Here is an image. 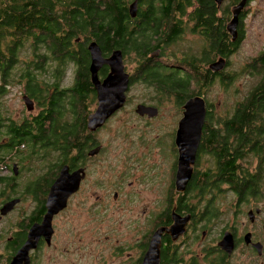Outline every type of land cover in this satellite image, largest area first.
Returning a JSON list of instances; mask_svg holds the SVG:
<instances>
[{"label": "trees", "instance_id": "1", "mask_svg": "<svg viewBox=\"0 0 264 264\" xmlns=\"http://www.w3.org/2000/svg\"><path fill=\"white\" fill-rule=\"evenodd\" d=\"M129 1L0 0V96L4 92L5 85L8 84V69L10 70L17 62V50L24 41H30V51L37 55L35 60L29 62V66H33V69L38 71L42 69L43 60L49 59L57 63L52 69L51 80L45 82L38 80L30 71L31 68L24 70L22 76L26 82L25 93L35 101L39 111L34 116L26 117L21 121L4 118L0 113V137L5 135L7 138L3 144L0 140V162L4 161V156L10 152L13 143L14 145L40 143L43 146L57 143L60 157L71 163L78 159V153L85 155L91 139L90 133L85 128V109L82 99L92 89L87 82L88 74H85L86 65H84L88 59L85 50L88 40L94 41L101 52L134 49L138 54L146 57L148 52L155 48L163 50L180 34L182 29L179 27L181 23L178 17L185 15L191 23V30L207 42L212 55L210 60L216 55L227 58L243 38L241 17L245 12L244 8L238 16L236 38L231 40L225 28L228 8L226 6L221 9V3L217 5L214 0H148L147 9L136 12V17L128 14ZM230 1L236 3L238 0ZM153 4L157 5L156 8ZM78 36H80L79 40L73 43ZM42 55L47 57L43 58ZM65 60L79 65L80 69L76 82L69 91L72 95L71 107L64 112L60 99L65 92L58 89V78L60 65ZM203 60L205 62L206 58H200V61ZM196 63L197 58L183 62L182 64L187 68L182 76H178V70L153 63L152 59L142 62L139 71L142 75L145 74L144 79L159 91L168 94L176 92L175 96L181 104L190 95L198 93L188 88L192 72L189 67H193ZM248 67L250 71L259 74V80L236 107L232 117L224 123L225 134L219 135L217 129L207 127L206 123L203 126L199 147L214 151L217 165L222 169L220 175L232 174V161L236 154L229 153L230 146L227 139L230 135L238 136V140L242 143L251 142V136L256 137L254 141L256 143L261 142L260 135L264 137V43ZM205 71L209 75L206 78L201 74L199 86H203L206 82L210 85L215 78L221 84L231 81L229 77L224 78L221 75L222 70L210 72L205 67ZM255 120L259 122L258 127L254 125ZM73 151L76 152L70 155ZM206 180L205 177L203 179L195 177L194 182L199 185V181L205 184ZM47 181L48 179L45 178L44 182L33 183L29 187V192L39 200L40 208L33 213L32 218L28 217V220L21 224V230L15 234L13 240H5L3 252L8 259L20 246L24 233L33 223L32 221L38 220L43 215L42 199ZM7 185L11 186V183ZM181 200L182 197H179L177 209H187L186 203H181ZM165 255L162 264L173 263V261L168 262Z\"/></svg>", "mask_w": 264, "mask_h": 264}, {"label": "rangeland", "instance_id": "2", "mask_svg": "<svg viewBox=\"0 0 264 264\" xmlns=\"http://www.w3.org/2000/svg\"><path fill=\"white\" fill-rule=\"evenodd\" d=\"M233 4L230 0H223L220 4L221 9L227 6L229 11L225 22L230 18ZM243 8V38L228 55V65L222 69V76L229 77L231 81L221 84L215 78L203 90L190 78L189 89L199 93L203 91L208 107L216 116L233 111L259 80V74L250 71L248 65L264 43V0H246ZM178 18L182 31L157 54L159 56L154 63L172 67L178 70V76H182L187 68L183 62L197 58L198 68H205L206 61L212 55L207 42L191 30L187 16ZM30 47V41H24L17 50V62L8 69V84L0 96V113L4 118L20 121L31 115L21 98L22 92L26 91L23 72L29 69L30 58L37 56L31 53ZM200 58H206L205 63L204 60L198 62ZM134 60L128 52L123 63L131 69ZM43 61L42 69L30 70L40 81L44 78L49 80L51 76L48 71L50 73L57 64L49 59ZM71 68L70 60L61 63V76L58 78V85L61 80L60 87L67 88L71 84ZM128 87L129 103L121 107L105 127L93 135L101 150L88 164L89 175L80 184L79 192L71 197L67 207L54 219L56 232L51 245H42L35 252L36 264H132L137 254L135 243L149 227L144 216L158 209L166 196L172 159L168 154L171 153L170 142L173 138L167 133L174 128V113L179 109L172 94L159 91L141 79L137 78ZM69 100L67 96L60 99L64 112L69 109ZM141 102L158 108L157 115L148 122L137 119L131 113L135 104ZM38 110L35 104L33 112ZM39 164L32 163L36 167ZM205 164H210L207 155H201L197 165ZM0 172L5 174L6 171ZM113 189L118 190L114 201L110 196ZM107 196H110L108 205ZM1 197L0 194V202ZM96 198L98 202L93 204ZM222 202H225L224 198L219 204ZM33 206L32 200L25 196L13 211L0 219V264H8L3 252L5 238L11 235L15 230L14 225L26 217L23 214H28ZM176 250L180 251L181 247Z\"/></svg>", "mask_w": 264, "mask_h": 264}, {"label": "flooded vegetation", "instance_id": "3", "mask_svg": "<svg viewBox=\"0 0 264 264\" xmlns=\"http://www.w3.org/2000/svg\"><path fill=\"white\" fill-rule=\"evenodd\" d=\"M131 2L132 0L128 2L127 7ZM144 2L141 0H136L134 14L130 15L129 12L128 14L131 17H136V12L146 10L149 6V1L145 0ZM153 6L154 8H156L157 5L153 4ZM179 27L182 29L181 24L179 25ZM79 38L80 36H78L76 40L73 41V43L77 42ZM89 41L92 40H88L85 44V50L87 52L88 59L84 65H86L85 74H88L87 82L90 84L92 89L82 99L84 102L83 106L85 109V128L88 133H90L91 139L90 142H88L89 146L86 148L85 155L83 156V153H78V159H76L74 163H71L69 162V160L66 161L60 157L61 153L59 147H57V143L51 144L49 146H43L40 143H22L19 145H14L15 143H13L10 152L5 154L4 161L0 162V170L6 171L5 174H0V194L3 196L1 197L0 206L10 199L17 198V201L15 202L13 207L5 214L0 215V219L3 216L9 214L11 211H13L21 202V200L24 199L25 196H28L34 203V206L32 207L31 211H29L28 214H23L26 215V217H24L22 220H19L16 225H14L15 230L11 232V235H8L5 238L6 241L13 240L15 234L21 230V224L27 221L28 217L32 218L33 213L35 211H38L40 208L39 200L36 199L32 193L29 192V187L33 183L44 182L45 178L48 179L47 184L44 187L42 199V214H44L46 210L45 200L47 193L49 191L51 183L57 177L60 169L63 166H66L68 174L74 172L76 169H82V171L79 172V175H82L83 173V176L78 181L77 189L68 195L65 201V205L59 210H57L55 213H53L50 218V234L48 238L45 239L40 236L36 242L35 247L29 249L27 264H36V257L34 256L35 252L42 245H45L47 247L51 245L54 232H56V227L53 226L54 219L67 207L69 201L71 200V197L75 193L79 192L78 189L80 187V184H82V181L86 179V177L89 175L88 164L101 150L100 144L96 143L95 139L93 138V135L100 128L105 127L110 118L121 107H124L127 103H129L128 86L131 83L137 81V78L139 80L141 79L143 82L148 83V81H146L144 77H142V73L139 71L140 64H142V62L148 61L149 59H152L154 63V60H156L159 56L157 54H160L163 51H160V48H155L153 49V51H149L145 57L141 56V54H138L137 51L134 49H126L125 51L120 50L122 54V63L125 62L124 60H126L128 52L131 53V56H133V60L134 56H136V62L134 60L133 68L129 69L127 68L125 63H123V69L128 77L127 86L124 92V103L120 108L112 112L103 121L102 125L91 130L87 127V116L90 112L94 110L97 103V97L94 85L91 81V73L89 70L90 56L87 48ZM109 53L110 52L104 51L101 52V55L103 57H106L109 55ZM155 55H157V57H154ZM219 56L220 55H216L213 60H215ZM35 59V57L32 59L30 58V60ZM213 60L208 59L206 61V67L210 72L211 70L209 69V64ZM198 62L202 61L199 60ZM227 62V58H225L224 67L227 65ZM70 63L72 66L71 84L67 86V88H62L60 87V80L58 86V89L64 90L65 94L63 96L65 98L66 96L67 98H70L69 109L71 107L70 102L72 100V95L69 91H71L73 85L75 84L76 79L78 77V71L80 69L79 65H75L72 61H70ZM29 68L33 69V66L30 65ZM189 68L192 71L190 73V78L192 77L194 81L198 83V86L200 85L201 74L205 77L209 75V73L205 71L204 67L198 68L197 63L195 65L193 64V67L190 66ZM108 70L109 66L107 64H101L96 71L97 78L99 80L103 79ZM48 75L52 76V70L50 73L48 71ZM60 76L61 75L59 73V78ZM42 80L43 82H45L47 79L44 78ZM49 80H51V78ZM208 86L209 84L206 82L203 83V86L199 87L204 90L206 89L205 87ZM22 93V96H25L27 98L26 103L23 102L25 108L28 110L27 112L31 114L30 116H34L39 111L38 110L36 112H33V109L35 108L36 104L35 101L32 98L28 97L25 91H23ZM175 93L176 92L172 94V97L179 111L174 113V116H176L174 121V128L169 133H167L173 138H171L172 143L170 142L171 153H167L172 159L170 162L169 184L168 188H166V196L164 197V202L160 204L158 209L156 208L154 212L151 211L149 215L144 216L145 223H149V227L147 232H144L142 237H140L135 243L134 248H136L137 254L133 258L132 264H141L142 258L148 248L149 239L152 233L157 228L165 227L167 228V230L170 227L174 228L176 226L177 221L183 218H186V221L181 227V232L174 238L172 237L169 231H161L160 245L158 249V264H162V258L164 259L163 255L165 254L168 255H165L166 258L169 260L168 262L173 261V263L171 264H264L263 135H260L259 139L261 140V142L258 143L254 142L256 140V137L253 136H251V142L242 143V141L238 140V136L230 135L227 139V142L230 146L229 153L230 155L236 154L232 161V174L220 175L222 169L219 168L217 165V159L215 153H213L214 151L212 152L209 149L207 150L199 147V144L201 143L202 131L204 128L203 126L206 123L207 127L217 129L219 135H224V123L226 122V120H229L232 117V114L235 113V109L239 105V103H241V101L237 103L233 111L224 114L219 113L218 116H216L215 112L211 111L208 107L206 103L207 99L206 97H204L203 91L190 95L189 97L199 96L203 99L204 114L198 144L195 149L193 161L190 165L191 171L189 177L182 191H178L175 187L174 182L175 170L177 166V149L174 144V135L178 126V121L182 116V104L187 98L183 100L181 104H179L178 98L175 96ZM137 104H144L147 106L155 107L156 113L151 116L146 113H137L135 111ZM137 104H135V108L133 107L131 113H134L135 117L141 121L148 122L158 113V108L152 104L142 102ZM30 116L28 118H30ZM258 123L259 122L255 120L254 125L258 127ZM6 139L7 138L5 135L1 136V143H5ZM173 144L175 148H173ZM93 147H98V150L95 154L89 155L88 152ZM75 152L76 151L71 152L70 155H73ZM201 155H207L210 164H205L198 167L197 164ZM33 162H37L40 164L36 167L32 165ZM35 171H39V173L41 174H34ZM8 172H10V174H6ZM22 172L29 173L22 176ZM203 173H205V175ZM195 177H199L200 179H203L205 177L207 179L206 183L203 184V181H199L200 186L197 185V183L194 182ZM7 183H11V186L7 185ZM117 192V189L112 190L110 195L111 200H115ZM110 196L106 197L107 205L110 202V199H108ZM179 197H182L181 203L185 202L187 205V209H177ZM97 198L93 200V204L98 202ZM222 198H224L225 202L219 204V201ZM41 218L42 215L38 220L36 219L32 222L39 223L41 221ZM26 231L24 233L23 240L20 242V246L25 240L27 234ZM20 246H18L17 248H19ZM180 247L181 250L177 251L176 249ZM12 255L9 259L6 256L8 262L10 261Z\"/></svg>", "mask_w": 264, "mask_h": 264}, {"label": "water", "instance_id": "4", "mask_svg": "<svg viewBox=\"0 0 264 264\" xmlns=\"http://www.w3.org/2000/svg\"><path fill=\"white\" fill-rule=\"evenodd\" d=\"M219 5L223 0H214ZM246 0H238L230 8V18L225 24L226 31L230 34L231 40L236 38V26L238 16L244 7ZM136 0L128 5L130 15L134 14ZM90 62L89 70L91 73V81L94 85L97 97V103L92 112L87 116V127L93 130L102 125L103 121L115 110L120 108L125 99V89L128 82L127 74L123 69L122 54L120 49H113L108 56L103 57L99 46L90 41L87 45ZM107 64L109 70L103 79L99 80L96 71L101 64ZM225 65L223 56L217 57L209 64V69L213 72L221 70ZM23 102L26 103L27 98L22 96ZM135 111L137 113H146L149 116L156 113V108L144 104H137ZM204 114V102L199 96L187 98L182 104V116L178 121V126L174 135V144L177 149V166L175 170V187L178 191H182L191 171V163L193 161L196 146L198 144L202 121ZM98 147H93L88 154L93 155L97 152ZM81 168L68 174L66 166H63L57 177L51 183L46 196V210L42 215L39 223H33L27 230L26 238L22 245L12 255L8 264H27L28 251L35 247L40 236L47 239L50 234V218L53 213L65 205L66 198L69 194L77 189L78 181L83 176L79 175ZM17 198L10 199L0 206V215L9 211ZM186 218L177 221L174 228L168 230L165 227L157 228L149 239L146 253L144 254L141 264H158V253L160 245V233L163 230L169 231L174 238L181 232Z\"/></svg>", "mask_w": 264, "mask_h": 264}]
</instances>
